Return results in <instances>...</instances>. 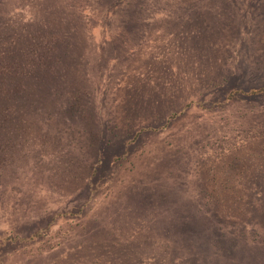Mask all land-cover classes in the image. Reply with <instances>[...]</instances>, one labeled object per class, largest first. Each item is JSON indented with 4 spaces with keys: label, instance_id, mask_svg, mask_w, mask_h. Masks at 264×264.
Segmentation results:
<instances>
[{
    "label": "rangeland",
    "instance_id": "obj_1",
    "mask_svg": "<svg viewBox=\"0 0 264 264\" xmlns=\"http://www.w3.org/2000/svg\"><path fill=\"white\" fill-rule=\"evenodd\" d=\"M258 85L264 0H0V264H264Z\"/></svg>",
    "mask_w": 264,
    "mask_h": 264
},
{
    "label": "trees",
    "instance_id": "obj_2",
    "mask_svg": "<svg viewBox=\"0 0 264 264\" xmlns=\"http://www.w3.org/2000/svg\"><path fill=\"white\" fill-rule=\"evenodd\" d=\"M46 60L47 59L45 58L42 61H40L41 65H42V66H40L41 69L45 65ZM262 95L264 96V85L250 86L247 88H233V89H230L229 91H226L225 93H223L220 100L217 103L218 104L226 103L228 100H231L234 97L245 99V98H254V97H258V96H262ZM238 163H239V160H235V159L233 161L227 163L226 170L227 171L232 170V168L234 166H236Z\"/></svg>",
    "mask_w": 264,
    "mask_h": 264
}]
</instances>
